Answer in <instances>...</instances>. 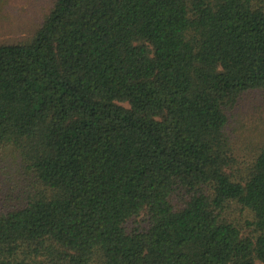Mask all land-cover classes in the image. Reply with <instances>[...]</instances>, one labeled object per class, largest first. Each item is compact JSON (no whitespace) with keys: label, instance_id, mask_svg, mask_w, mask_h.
<instances>
[{"label":"trees","instance_id":"16d2710c","mask_svg":"<svg viewBox=\"0 0 264 264\" xmlns=\"http://www.w3.org/2000/svg\"><path fill=\"white\" fill-rule=\"evenodd\" d=\"M32 9L0 44V147L29 182L0 264H264V146L237 168L227 131L264 93V0Z\"/></svg>","mask_w":264,"mask_h":264},{"label":"rangeland","instance_id":"374dc122","mask_svg":"<svg viewBox=\"0 0 264 264\" xmlns=\"http://www.w3.org/2000/svg\"><path fill=\"white\" fill-rule=\"evenodd\" d=\"M0 44H17L29 39L35 32L38 19L33 16L35 0L0 1ZM30 10V14L27 13ZM228 135L236 160L243 168L264 146V93L245 94L229 112ZM20 160L16 152L0 147V207L13 201L10 195L17 186L29 184L17 169ZM237 170H234V172Z\"/></svg>","mask_w":264,"mask_h":264}]
</instances>
